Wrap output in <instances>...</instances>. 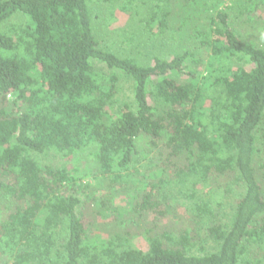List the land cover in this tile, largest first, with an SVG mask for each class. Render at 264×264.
<instances>
[{
  "label": "trees",
  "instance_id": "obj_1",
  "mask_svg": "<svg viewBox=\"0 0 264 264\" xmlns=\"http://www.w3.org/2000/svg\"><path fill=\"white\" fill-rule=\"evenodd\" d=\"M259 5L0 0V264H264Z\"/></svg>",
  "mask_w": 264,
  "mask_h": 264
},
{
  "label": "rangeland",
  "instance_id": "obj_2",
  "mask_svg": "<svg viewBox=\"0 0 264 264\" xmlns=\"http://www.w3.org/2000/svg\"><path fill=\"white\" fill-rule=\"evenodd\" d=\"M257 13H253L255 28L254 30L250 27V24L248 23H241L240 28L238 30L244 34V35H251V33L255 32L253 35L257 36L258 33H262V26L261 24L263 23L264 25V6L259 5L257 6ZM259 12L262 13V15L259 14ZM233 24V22H232ZM235 24V23H234ZM105 35V34H104ZM109 36V35H105ZM205 52L204 50L201 52L203 54ZM206 53V52H205ZM102 66V65H99ZM106 69V68H104ZM107 70V69H106ZM118 82H117V87H116V95L114 96L115 102H113V108L117 109L119 105L123 103H129L133 100V83L130 80V78L123 76V75H118ZM146 137L144 134H142V138ZM164 151V148L162 146H159L158 148L155 149L154 152L156 151ZM51 161L52 164H59L62 160L61 157L59 156H52L51 154H48L46 161ZM69 162V161H68ZM216 191V190H215ZM218 193V191H216ZM172 219H170L171 221Z\"/></svg>",
  "mask_w": 264,
  "mask_h": 264
}]
</instances>
